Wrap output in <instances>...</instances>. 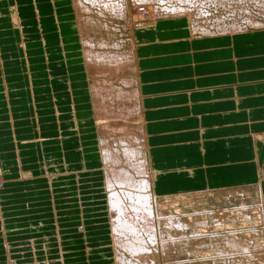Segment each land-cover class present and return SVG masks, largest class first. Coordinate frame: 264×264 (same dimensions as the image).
Segmentation results:
<instances>
[{"label":"crops","instance_id":"crops-1","mask_svg":"<svg viewBox=\"0 0 264 264\" xmlns=\"http://www.w3.org/2000/svg\"><path fill=\"white\" fill-rule=\"evenodd\" d=\"M74 10L71 0H0L1 173L15 175V161L5 159L20 152L26 158L32 151L39 161L18 163L25 179L41 178L34 173L38 165L50 183V174L78 179L102 166L99 145H91V85ZM196 34L186 16L161 17L133 30L154 191L164 197L259 185L264 203V28ZM103 189L105 226L92 231L83 225L82 247L87 244L84 257L100 255L99 264H115ZM0 212L5 245L11 248L10 241L18 239L21 250L33 251L34 262L40 264V227L32 226L30 238L11 232L8 221L21 219L6 214V223ZM93 234L107 241L92 245ZM57 237L59 261L65 264L60 232ZM2 252L0 264H12Z\"/></svg>","mask_w":264,"mask_h":264},{"label":"rangeland","instance_id":"rangeland-1","mask_svg":"<svg viewBox=\"0 0 264 264\" xmlns=\"http://www.w3.org/2000/svg\"><path fill=\"white\" fill-rule=\"evenodd\" d=\"M71 1L75 2V0ZM100 1H104V3H100ZM114 1L120 4L118 7L121 11L117 8V4H115L116 7L109 5ZM82 2L88 5L89 9L83 11L78 7L80 12L72 14L77 29L79 27L77 33L80 53L83 55L85 50L82 44V39L85 38V41L91 40L93 45L91 44L90 47H93L91 51L94 55L111 56L114 54L123 58L119 64L117 63V66L109 67L101 64V67L100 63L94 60L91 62V67H87V80L91 87L97 85V87L104 88L112 97H109L107 104L125 112L121 117H117L118 113H109L103 123L105 126H100L97 124L98 117L95 112L96 101H94L95 105L92 103L91 115L94 121L90 129L95 137L91 138V145L93 146V142H96L95 144L99 145L100 153L102 151L99 144L101 136L106 137L114 148H118L116 147L117 142L114 141L125 136L126 138L137 136L135 138L138 139L143 149L147 145L139 107L140 99L132 42L133 30H136L139 24L154 22L155 18L158 19L162 15L168 17V15L180 16L183 14L189 23L193 21L196 24L198 30L196 35H203L199 33L198 26L202 29L215 30L216 33L230 31L232 25L238 24L249 30L255 27L264 28V0H193V3L182 0H167L165 2L155 0L154 5H152L153 0H99V2L91 0V3L83 0ZM142 7L149 14L147 17H140ZM204 13H208L205 15L211 17V22L215 21L212 27H208V22L197 25V17H201ZM80 14L82 23L78 22ZM218 20L220 22H217ZM206 33L205 35H207ZM120 52L123 55L119 54ZM82 57L84 59V56ZM121 86H124L123 89H127L126 91L130 89L128 91L130 94L122 96L123 99L121 97L117 99L113 96V91L122 88ZM130 110L133 112L131 113ZM127 134H130L129 137ZM11 147L16 148L17 146L12 145ZM37 156L38 154H34L32 151V154L27 153L25 158L24 152H20L12 159H5L6 161H15L13 165L16 168L13 169L15 175H6L7 171L0 172V189L4 190L1 191L0 211L3 209L5 220L9 216L6 214H10V216H17L16 218L19 217L22 221L6 220L9 231L22 232L25 237L30 238V230L33 227L35 229L40 227L41 231L36 233V239L40 240L38 253L40 264H64L62 260L59 261L61 250L59 249L58 232L61 234L64 247L65 264H92L93 260L99 264L100 261L97 260L100 255L92 254L89 257L87 255L84 257L87 244L84 245V248L82 247L85 237L80 231H82L83 225H85V230L88 228L92 231L105 226L107 216L102 206L105 204L103 165L101 167L95 165L97 168L93 166L96 168L93 170L95 172L84 174L78 179L72 174L69 176L50 174L49 180L52 183L44 178L47 175L44 171L41 172L40 165H38L34 168V173L36 177L40 176L41 178L25 179L27 177L25 173L19 174L18 163L22 159L25 163L35 164L39 161ZM123 167L129 168L126 161L123 162ZM136 178L140 179V177ZM157 202L162 204H160L161 206L157 204L155 207L156 210L159 209L160 214L180 216L182 230H174L173 227H170V230L166 227L164 216L162 219L156 213L157 218L155 217L154 223L159 236L158 244L153 246L150 244L151 251H148L149 254L146 253L145 259L132 258L131 253L118 244L119 248L117 244H114L113 239V254L117 246L118 252L126 259L123 264H128L129 260L131 261L129 264H264V203L259 185L250 189L227 187L221 190L215 189L212 192L197 193V195H167L157 199ZM130 217L132 218V215ZM56 222L57 225H55ZM15 224L21 226L12 227ZM169 231L172 232L170 235H168ZM92 237V245L100 244L102 240L107 241V239L99 238L96 234H93ZM19 242L21 241L13 239L10 241L11 248H8L9 246L5 245V240L2 241L0 236V254H3L2 251L8 253L5 259L11 261L12 264H25L26 261L31 262L26 264H36L32 257L33 251L23 252ZM162 242L165 244L162 245ZM114 260L115 264H118L115 254Z\"/></svg>","mask_w":264,"mask_h":264},{"label":"bare ground","instance_id":"bare-ground-1","mask_svg":"<svg viewBox=\"0 0 264 264\" xmlns=\"http://www.w3.org/2000/svg\"><path fill=\"white\" fill-rule=\"evenodd\" d=\"M79 1L80 0H78V1L75 0L74 3L72 2L73 8L77 12V14L80 12L78 7L82 8L83 11L84 10L87 11L89 9L88 5H86L82 2L83 0L80 2ZM88 1L90 2L91 0H87V2ZM97 1L99 2V0H97ZM153 1L154 2L152 3V5H154L156 3L155 0H153ZM158 1H160V0H158ZM161 1L165 2L167 0H161ZM182 1H187V2L193 3L192 2L193 0L192 1L182 0ZM102 2L104 3V1H102ZM102 2L100 1V3H102ZM92 3H93V1H92ZM115 4H117V8H119L118 7L119 3L115 2V1L109 5L115 6ZM106 5H108V4H106ZM105 8H106V6H105ZM107 8H109V7L107 6ZM206 9H208V8H206ZM119 10H120V8H119ZM140 10H141L140 17H144V16L147 17L149 15V14H147V11L145 12L144 7H142V9H140ZM205 14H208V13H204L201 17H197L198 18V24L197 25H200L203 22H208L207 23L208 27H212L215 21L211 22V20H212L211 17L209 15H205ZM180 16H185V15L182 14ZM12 17L14 20L17 19L16 16H14V15ZM78 17L80 19V20H78V22H80L81 18H82L81 14H80V16L78 15ZM162 17H163V15H162ZM168 17H172V16L168 15ZM156 20H157V18L154 19V21H156ZM217 22H220V20H218ZM81 23H82V21H81ZM191 23H190V25L192 26L193 31L197 32L198 30H197L196 24L193 23V21ZM145 24H147V23H145ZM145 24H139L137 26V28H139ZM230 28H231L230 31L226 30V31H223L220 33H216L215 30L211 31V29H209V30L208 29H202L200 26H198V29L200 30L199 33H201L203 35H205V33L207 31H210V32L206 33L207 35H216V34H234V33L246 32L249 30L247 27H242L239 24L238 25H232ZM254 29H261V28L255 27L251 30H254ZM90 41H88V39L85 41V38L83 39V46L85 47V50L83 51L84 52V60H85V63H86L88 68L91 67V62H93L94 60L96 62H99L100 63L99 65L101 67H102V65H106L109 67H113V65L117 66V63L119 64V61L123 60V58H120V56L117 57L116 55L112 54L111 52H110L112 54L111 56H104L106 54L94 55L93 51H91V48H93V47H90V45L92 44V42H90ZM87 47H89V48H87ZM94 52H95V50H94ZM117 53H118V51H117ZM119 54H122V53L120 52ZM125 60L126 59L124 58V61ZM96 64H98V63H96ZM93 67H94V65H93ZM97 67H99V66L97 65ZM119 68H121V67H119ZM107 69H108V67H107ZM101 70H104V69H101ZM96 71H98V70H96ZM121 87L122 88H119V89L113 91L114 92L113 96L117 99L120 97L122 98V96H124V95L130 94V93H128V91L130 89L128 91H126L127 89L126 90L123 89L124 86H121ZM91 88H92V90L90 93H91L94 105H95L94 101H96L95 112H96V115L98 117L97 124H99L100 126H105L103 123L106 120V118L108 117V114L111 112L114 114L118 113L117 117L118 116L119 117L124 116V113H125V112H123L124 110L121 112L120 109L119 110L114 109L112 106L107 104V101L110 98H112L109 92L105 91V89L102 87L101 88L97 87V85L96 86L92 85ZM111 90H112V88H111ZM130 92H132V91H130ZM132 94H133V92H132ZM126 107H128V106H126ZM139 107L141 110V106H139ZM130 112H131V110H130ZM126 116H128V115L126 114ZM129 135L127 134V137H129ZM135 137H137V136H132L129 138H126V136H125V137L118 138L117 141H114V142H117L116 147H118V148H114L113 145H111L110 141L106 137H102V136L100 138L99 144L101 145L100 147L102 150L101 154H102V165H103V171H104V186H105L104 188H105V191L107 192V196H108V198H107L108 204L107 205H109L111 232L113 234L114 244H117V245L119 244L121 248H123V249L125 248V250H127L128 253H131L132 258L137 257L139 259L140 258L145 259L146 253L149 254L148 251H151V249L149 248L150 244L152 246L156 245L157 240L159 238V236L157 235L156 224L154 223L155 217L157 218L156 215L159 214V216L163 219V216L165 214L164 213L160 214L159 209L156 210V208H155L157 204H158V206H161L162 204L157 202V199H159L161 197H158L154 191L153 181H152L153 180V170H152V167L150 166V162H149L148 148L144 146V149H143L142 145L138 142V139ZM124 161H126V164H127V166H129V168L125 169L123 167ZM136 177H140V179L137 180L138 178H136ZM129 212H131L132 214H130ZM131 215H132V218L130 217ZM160 217H158V219H160ZM164 219L166 221V227L167 228L170 229V227H173L174 230L175 229H178V230L181 229L182 225L180 224V222H181L180 216H175V215L173 216L171 214V215L164 216ZM158 227H160V226H158ZM171 233L172 232L169 231L168 235H170ZM172 237H173V235H172ZM161 244L164 245L165 243L162 242ZM119 245H118V247H119ZM114 254H115V258H116L118 264H123L126 261V259L123 256H121V254L118 252L117 246H116V249L114 250ZM129 263H131L130 260H129Z\"/></svg>","mask_w":264,"mask_h":264}]
</instances>
